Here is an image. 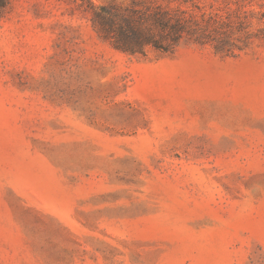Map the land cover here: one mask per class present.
Returning a JSON list of instances; mask_svg holds the SVG:
<instances>
[{"label": "rangeland", "instance_id": "rangeland-1", "mask_svg": "<svg viewBox=\"0 0 264 264\" xmlns=\"http://www.w3.org/2000/svg\"><path fill=\"white\" fill-rule=\"evenodd\" d=\"M88 2L223 20L130 54ZM82 3L0 18V264H264V0Z\"/></svg>", "mask_w": 264, "mask_h": 264}, {"label": "trees", "instance_id": "trees-1", "mask_svg": "<svg viewBox=\"0 0 264 264\" xmlns=\"http://www.w3.org/2000/svg\"><path fill=\"white\" fill-rule=\"evenodd\" d=\"M84 5L87 0H81ZM154 5V6H153ZM11 0H0V18L11 11ZM86 10L98 32L116 49L130 54H145L148 48L162 52L172 51L183 39L197 42L215 40L211 38L210 27L219 25L223 18L215 14L198 20L195 15L185 11H173L163 4L148 5L145 9L118 7L114 5L95 7L88 2ZM226 33H221L223 35ZM217 50L225 49L227 39H217Z\"/></svg>", "mask_w": 264, "mask_h": 264}]
</instances>
